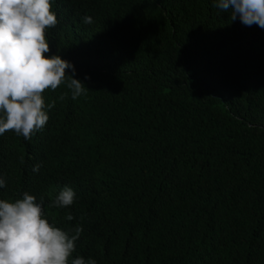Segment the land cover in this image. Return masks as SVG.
<instances>
[{
	"label": "trees",
	"instance_id": "16d2710c",
	"mask_svg": "<svg viewBox=\"0 0 264 264\" xmlns=\"http://www.w3.org/2000/svg\"><path fill=\"white\" fill-rule=\"evenodd\" d=\"M50 2L44 55L88 89L73 100L66 69L46 125L0 135V199L81 226L69 264H264V29L216 0Z\"/></svg>",
	"mask_w": 264,
	"mask_h": 264
},
{
	"label": "clouds",
	"instance_id": "9594fccd",
	"mask_svg": "<svg viewBox=\"0 0 264 264\" xmlns=\"http://www.w3.org/2000/svg\"><path fill=\"white\" fill-rule=\"evenodd\" d=\"M215 6L229 11L246 26L264 29V0H216ZM83 23L91 24L85 15ZM50 0H0V135L12 131L25 140L41 130L49 120L43 93L66 82V69L72 74L67 87L75 100L88 89L75 78L74 65L59 55L51 57L45 30L57 24ZM66 94L59 99L63 100ZM55 101L47 104L51 109ZM40 165L34 166L38 172ZM7 186L0 178V188ZM75 192L65 186L52 201V207L73 204ZM66 219L73 220L68 214ZM83 228L62 230L49 223L42 204L29 192L22 199H0V264H69ZM70 264H97L95 259L77 256Z\"/></svg>",
	"mask_w": 264,
	"mask_h": 264
}]
</instances>
